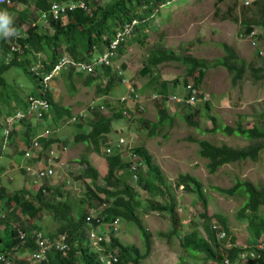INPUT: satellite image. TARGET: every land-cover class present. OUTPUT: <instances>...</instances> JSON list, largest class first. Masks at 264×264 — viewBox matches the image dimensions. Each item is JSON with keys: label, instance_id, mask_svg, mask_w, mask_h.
<instances>
[{"label": "rangeland", "instance_id": "rangeland-1", "mask_svg": "<svg viewBox=\"0 0 264 264\" xmlns=\"http://www.w3.org/2000/svg\"><path fill=\"white\" fill-rule=\"evenodd\" d=\"M110 1L94 0V3L103 5ZM168 2L155 12L153 18L148 20L144 43L141 45L136 41L128 43V38L125 41L127 46H124V54L119 53L114 57L115 61L109 64L115 69L117 65L124 63L125 67L122 68L125 82H121L116 75L112 85H110V90L101 91V88L106 85L108 77L101 76L104 71L100 67L96 68V72L100 73L101 78H96L91 84H85L83 78L76 75L70 82L68 77L60 73H57L49 81L48 89L52 92L53 100L70 107L72 115L79 112H82L83 115L73 120L67 119L64 123H50L47 118L36 122V128L39 127V131L44 128L55 129L57 142L53 143L55 145L58 143L56 147L61 153L60 156L63 157L67 173L70 174L71 179L70 184L63 181L66 174L63 168H58L55 174L57 180H50L56 184H46L48 181L44 183L51 188L50 191L45 192V196L51 201L69 198L72 203H77L78 199L85 194V183L89 181L88 178L85 181L77 179L85 167L83 163L85 158L99 172L96 184L105 186L103 179L106 172L104 153L97 154L94 152L90 143L87 145L82 141L74 142L78 123H82L80 131H89L87 121L91 119L90 111L93 107H100V104H104L105 98L111 100V106L110 109L104 107L103 113L108 114L112 109H124L125 106L133 108L135 104L137 106L139 104L137 110L134 109V114L154 123L157 115L156 110L159 109L157 106L161 105L157 103L156 99L150 98L151 94L162 93V91H156L160 87L164 88L168 95L182 96L184 94L185 84H183V80L187 71V64L184 61H167L156 65L152 69V82L149 81L148 75H139L138 70L144 62V56L148 50L163 48L165 51H172L181 57L191 55L204 59L207 67L204 68L203 79L199 87L203 91V96L205 95L208 99L206 100L209 109H206L202 103L195 108L198 111L194 119L199 121V129L186 119L188 108L183 104L169 101L168 104H163L167 107L170 115L174 116V119L170 123L167 122L155 129L154 135H148L147 129L138 127L133 120L131 122H125L123 119L114 120L112 121V131L105 135L106 141L99 139V147L102 152H105L107 147L116 145L119 138H132L133 146L141 145L146 150L151 156L152 162L160 166L171 185L180 174L188 173L198 178L203 185L205 196L208 198L207 207L204 208V200L197 196L194 189L186 190L180 186L172 191L176 200L175 211L178 214L180 224L179 235L169 232L175 221L168 212L163 213L154 210L145 212L141 211L140 207L135 208L141 217V224L145 230L150 232L152 239L151 252L142 261V264H213L201 260L200 256L202 255L200 254L191 256V251H188L190 255L185 253L180 246V240L186 232L195 228L200 231V234L206 236L201 212L207 210L208 215L220 213L227 217L229 227H231L237 242L240 241V244L248 246L256 242L252 240L253 236L248 229V221L237 215L244 203L245 194H227L220 189L232 187L236 179L248 180L253 184L264 186V149L260 151L255 161L247 158L241 162L222 165L216 172L209 173L206 168V159L199 156V145L195 140L207 139L217 145L226 143L236 147L252 143L241 137L222 134L219 128L221 125L234 128L237 124H241L245 128L251 127L253 117L260 114L261 110L264 109V0H169ZM17 7L18 3L14 2L11 7L12 10L6 13L9 23L0 22V35L9 37L17 33L23 36L30 26L33 17L29 18L28 23H23L20 26V32H14L11 23H15L19 18L16 11L19 10ZM39 16L41 17L39 14L38 18L36 17L37 20L35 19L36 24L40 23L44 28L47 26V22H42ZM242 21H250L257 25V46H251L252 38L244 35ZM221 44L231 46L234 53L242 61L243 73L235 80L233 72L220 64V58L226 54ZM20 71L16 67H11L5 72V76L14 82L18 94L25 99L29 93L36 90L34 83ZM187 79L194 81L193 77ZM131 84L135 89V97L128 98L127 93L132 91L128 85L131 86ZM119 97H127L128 101H125V104H117L116 98ZM80 117H82L81 120H79ZM211 117L216 120L218 131L204 133L203 131L212 128ZM32 120L34 122L35 118ZM17 121L18 117L10 118L11 130L16 131L14 144L5 145V149H2L0 154V165L4 166L3 171L0 172V185L5 187L7 194H9L1 198L2 200L0 199V216L4 219H8L7 214L13 208H15V213L21 215L15 203L7 206L8 196L23 187L34 194L43 184L42 181H36L32 177L33 182L31 176L29 177L16 167L19 151L26 145L24 133L26 125ZM120 146L124 147L125 143H121ZM6 154L11 155L5 157ZM122 155L128 158V153L123 152ZM136 158L133 157V159ZM27 176L32 180V184H30ZM128 182L138 193L141 201L140 206H142L149 195L140 189L134 176L129 177ZM56 191L64 195H59ZM99 196L102 197L103 194H99ZM149 198L153 199V197ZM154 198L161 200L164 197L154 196ZM94 203L96 204V202ZM103 206L104 204L101 205V207ZM99 210V206H94L91 209L95 213ZM74 212L76 214V211ZM258 213L264 215V204L261 205ZM117 217L118 224L114 226L111 223L113 228L117 230L116 234L111 233L106 228L104 232L107 237L112 234L125 244H135L142 247V237L137 225L132 223V220L123 219L120 215ZM25 218V225L27 223L40 224L41 230L45 234L56 231L59 224L58 220L46 210L41 212L40 218L25 216L23 219ZM9 220L11 219L9 218ZM11 221L14 228L19 227V220ZM211 224L217 226V229L214 228L217 233L222 228L214 216L211 219ZM11 225L6 227L5 224L0 223L5 238L10 237ZM83 237V242L86 245L90 246L98 255L103 254L101 248L98 250L92 246L91 240L87 236V226L82 239ZM222 239L226 241V238ZM11 255H14L16 260L17 257L28 256V254H23L20 251L11 253Z\"/></svg>", "mask_w": 264, "mask_h": 264}, {"label": "trees", "instance_id": "trees-1", "mask_svg": "<svg viewBox=\"0 0 264 264\" xmlns=\"http://www.w3.org/2000/svg\"><path fill=\"white\" fill-rule=\"evenodd\" d=\"M168 1L111 0L101 5L95 4L94 0H91L87 2V8H82L78 5L72 10L67 11L66 16L63 15L65 17L59 16L53 18L48 15L47 26L44 28L42 24H36V17L38 18L39 12H48L53 2H78V0H12L9 4H1L0 14H4L6 18L0 20V22L9 23L6 13L12 10L11 7L14 2L18 3L19 8L17 7V9L19 10L16 11L19 18L15 23H11L14 32H20V26L23 23H28L30 17H33V19L23 36L17 33L9 37L0 35V154L4 148V144L11 146L14 144L16 138V131L11 130L6 139H4L2 128L7 121V117L18 109L26 110L28 103L26 99L28 97H45L48 99L50 107L40 118L24 115L19 119V122L26 125L24 128L26 145L19 151V154L23 153L24 148L39 132L36 128V122L45 117L50 123H64L72 116L70 107L54 101L50 89L48 87L44 88L41 81L42 74L49 73L64 55L75 61H92L95 56L102 53L108 47L115 32L123 24L132 19L136 21V24L132 27L131 35L123 39L119 44L116 50L117 54H124V46H127L125 41L128 38V43L136 41L140 45L143 44V40L146 37L148 20L153 18L156 14L155 12ZM242 23L244 25V35H248L257 26L250 21H242ZM11 45H16L17 47L13 50ZM221 45L225 49L226 54L220 58V64L233 72L235 80L243 73L242 61L234 53L231 46L227 44ZM111 59H114V56ZM175 60L184 61L187 64L186 77L183 80V84L186 85L189 82H193L194 86L201 92V96H203V91L199 85L203 79L204 68L207 67L204 59L191 55L181 57L172 51L167 52L163 48H153L145 54L144 62H142L138 73L142 76L148 75L149 81L152 82V69L156 65ZM121 66L124 68V63H121ZM11 67L20 69V72L35 85L36 91L29 93L25 99L18 94L14 82L8 80L5 76V72ZM100 68L104 71L101 76L108 77L106 85L101 88V91L107 92L110 90V85H112L113 79L117 74L114 73L109 65L102 64ZM59 73L68 77L70 82H72L75 75L82 77L85 84H91L96 78H101L100 73L96 72V68L92 73L84 74L83 72L76 71L74 67L68 66L65 69H61ZM189 77H193L194 81H188L187 78ZM156 91H162V93H159L162 96L156 99L157 103H160L161 106H157L159 109L156 110L157 115L154 123L134 114V109L137 110L138 107L136 104L133 108L125 106L124 109H112L108 114L103 113L99 106L94 108V110L90 111L91 119L87 121V125L90 128L89 131H80L82 123H78V131L74 134V142L82 141L87 145L90 143L94 152L97 154L104 153L106 172L103 175V179L105 186L96 184L99 172L85 158L83 160L85 167L80 172L79 177L77 176V179L85 181L88 178L89 181L85 183V194L78 199L77 203H72L69 198L49 200L45 196V192L50 191L51 188L46 185L38 188L34 194L25 187L14 191L12 195L7 197V206L15 203L21 215L15 213V208H13L7 214L8 219L0 216V223L8 227L12 223L11 220H19L20 225L18 228H14L11 225L9 238L3 236L0 228L1 252L11 254L20 251L24 254L35 250L37 246L32 232L35 229L41 230L42 226L36 223H33V225L27 223L25 225L24 221H26V218H23L25 216L40 218L41 212L46 210L58 220L59 224L56 231L47 232L45 235L49 238L66 235L70 245L69 250L66 252H60L55 249L49 250L47 256L50 264H104L99 260L97 252L83 242L84 237L82 239V235L85 234L86 216L94 206H99L100 210L97 212L99 220L107 221L108 223L115 216L120 215L125 220H132V223L137 225L142 237V247H139L135 244H125L117 236L110 234L108 241H103L101 245L106 251L116 255L117 258L113 264H142V261L151 252L152 239L150 232L145 230L141 224V217L135 208L140 207V210L145 212L150 210L163 213L168 212L169 216L175 221V224L171 225L169 232L170 234L179 235L180 224L178 214L175 211L176 200L172 195V191H175L180 186L186 190L194 189L197 196L204 200V208L207 207L206 202L208 198L205 196L203 185L197 177L188 173L180 174L171 185L164 176L160 166L152 162L151 156L141 145L132 147L133 153L137 156L136 159H133L134 168H132L131 160L123 156V152L118 147L111 146L108 152L100 150L99 139H106L105 135L112 131V121L114 120L119 121L123 119L125 122L133 120L137 123L138 127L146 128L148 135L152 136L155 133V129L160 128L161 125L167 122L170 123L174 119V116L170 115L167 107L163 104H168L166 91L162 87ZM207 100L198 103L196 106L183 104L188 108L185 116L186 119L198 129L200 128V123L194 119L198 111L195 108L202 103L206 109H209ZM116 101L117 104H125V102H121L118 98H116ZM103 102L104 104L102 105L104 107L109 108L111 106L109 98H105ZM33 118H35L34 122ZM81 119L82 117L79 118V120ZM210 119L213 122L212 128L203 131L204 133L218 131L216 120L212 117ZM219 129L222 134L241 137L252 143L236 147L226 143L217 145L207 139L195 140L199 145L198 154L201 158L206 159V168L209 173L216 172L222 165L241 162L247 158L255 161L260 151L264 149V111L253 117L251 127L245 128L243 125L237 124L234 128L221 125ZM39 142L42 149L48 147L53 142H57L56 132L48 138H39ZM9 155L6 154L5 157ZM3 169L4 166L0 165V172ZM21 171L25 173L24 170ZM134 175L140 189L146 192L149 197H153V199L148 197L142 206H140L141 201L138 193L128 182V178ZM32 183V180H30V184ZM220 190L227 194H245L244 203L237 215L242 216L248 221V229L253 236L252 240H255L257 243L240 246L231 227H229L227 217L220 213L208 215L207 210H204L201 212V216L203 218V227L207 233L206 236L200 234V231L196 228L191 229L180 240L182 250L187 254H189L188 251H191V256L200 254L202 255L200 256L201 260L213 262L214 264H264V248L258 246L259 240V243L264 244V215L258 213L261 205L264 204V186L253 184L248 180L236 179L232 187ZM56 192L59 195H64L59 191ZM99 194H103V196L100 197ZM5 195H9L7 194V189L1 186L0 199L4 198ZM154 196H163L164 198L157 200ZM102 204H104L103 207H101ZM74 211H76V214ZM213 216L219 221L222 227L221 230L225 231L226 237L224 238H226V241L219 238L218 233L212 228L214 225L211 224ZM92 223L96 225L97 219H92ZM20 232L26 234L24 244H21ZM112 233L116 234L115 232ZM249 252H255L256 257L251 258ZM242 253H247L245 259H240V254ZM14 259V264H32V261L27 256L17 257V260L16 258Z\"/></svg>", "mask_w": 264, "mask_h": 264}, {"label": "built area", "instance_id": "built-area-1", "mask_svg": "<svg viewBox=\"0 0 264 264\" xmlns=\"http://www.w3.org/2000/svg\"><path fill=\"white\" fill-rule=\"evenodd\" d=\"M12 0H0L1 4H9ZM91 0H78V2H53L50 6V9L48 12H39L41 17L39 16L40 20L42 22L47 21L48 15L52 16L53 18H57L59 16H63L66 14L67 11L72 10L74 7L80 5L82 8H87V2H90ZM169 3V2H168ZM248 2L246 1V4ZM136 24L135 20H131L129 22H126L121 26L117 32H115L113 39L110 41L107 48H105L102 53L95 56L92 61L86 62V61H75L70 58H68L66 55L60 58V60L55 64V66L52 68V70L49 73L42 74L41 81L44 88H47L49 85V81L60 72L61 69H65L68 66H72L75 68L76 71L83 72L84 74H90L93 72V70L97 67H100L102 64L109 65L112 61H115V59H111L112 56H116L117 54V48L121 41L125 39L126 37H129L132 33V27ZM249 38H252L250 45L251 46H257L256 39L258 38V32L256 28H253L252 31L248 34ZM17 46H12L11 48L14 50ZM110 66V65H109ZM111 67V66H110ZM112 68V67H111ZM116 69V70H115ZM112 70L114 73L118 75V78L121 80V82H125V79L123 78L124 71L121 65H117L116 68ZM128 88H131L132 91L128 92V98L135 97V89L133 88L132 84L131 86L128 85ZM184 94L182 96L177 94H172L166 96L167 102L172 103H180V104H187L196 106L198 103L203 102L207 99L206 96H201V92L194 86L193 82H189L186 85H184ZM162 95L159 93H154L150 95L151 99H159ZM121 102L128 101L127 97H119L118 98ZM28 104L26 107V110H16L13 114L9 115L7 117V121L4 124V127L2 128V132L4 135V139H6L8 133L11 131V125H10V118H16L19 119L24 115H31L35 118H40L43 116L45 112L49 110L50 103L48 102V99L45 97L40 98H33L28 97ZM99 107L102 111L104 109V106L100 104ZM139 106V104H138ZM98 107V106H96ZM93 107L92 110H94ZM82 112H79L78 114H73L68 118V120H73L78 118V116H82ZM45 118V117H44ZM17 121V122H18ZM55 132V129H48L44 128L41 131L37 133L36 136H34L30 143L24 148L23 153L19 154V158L17 159V168L20 170H24L26 175L33 177L36 181H42L43 184L41 186H44L45 182L51 178H56L55 174L57 172L58 168H63L64 173L66 174V178H63V181H65L67 184L71 183L70 174L67 173V167L65 166V162L63 160V157H61L60 151L57 149L56 145L52 143L48 147L42 149L41 144L39 142V138L43 137H50ZM125 143L124 147H121L120 144ZM55 145V146H53ZM114 146L118 147L121 152L128 153V158L132 162V168H134L135 164L133 163V157H137L133 151H132V138H125L121 137L119 138V142L114 144ZM5 148V144L3 146ZM3 148V149H4ZM110 147L106 148L105 151H110ZM134 177H136L134 175ZM32 178V180H33ZM34 182V180H33ZM1 187V185H0ZM44 191V188H43ZM97 219V224L94 225L92 223V219ZM86 226H87V236L91 240L92 246H94L96 249H102L103 254L99 255V260L104 264H113L116 261V255L112 252L106 251L105 248L101 245L103 241H108L109 236L105 234L104 230L106 228L109 229V231L116 232L117 230L113 227L118 224V217L115 216L110 221H102L98 219V214L90 211V213L86 216ZM114 225H112V224ZM213 228L217 229V226L214 224ZM33 236L36 249L32 250L30 252H27L28 259L32 261V264H50L48 260V251L51 249H55L60 252H66L69 250L70 245L67 240L66 235H58L53 238H49L43 233L41 230L35 229L33 230ZM26 234L24 232H20V240L21 244L25 243ZM226 236L225 231L220 230L218 231V237L224 238ZM260 248H264V244L258 245ZM25 254V253H24ZM249 256L251 258H255L256 254L255 252H249ZM247 257V253L240 254V259H245ZM14 255L6 254L5 252L0 251V264H14L15 262ZM226 263H228L226 261Z\"/></svg>", "mask_w": 264, "mask_h": 264}, {"label": "crops", "instance_id": "crops-1", "mask_svg": "<svg viewBox=\"0 0 264 264\" xmlns=\"http://www.w3.org/2000/svg\"><path fill=\"white\" fill-rule=\"evenodd\" d=\"M256 28V27H255ZM264 111V109H262L261 110V112H263ZM38 130H39V127H38ZM52 179H54V181H56L57 179L56 178H51V179H49V180H47L48 182H46V184H51V185H55V184H53V181L51 182L50 180H52ZM240 241H238V244L240 245V246H246V245H244V244H240L239 243ZM259 244H262V243H259ZM211 263H213V262H211ZM214 264V263H213Z\"/></svg>", "mask_w": 264, "mask_h": 264}, {"label": "clouds", "instance_id": "clouds-1", "mask_svg": "<svg viewBox=\"0 0 264 264\" xmlns=\"http://www.w3.org/2000/svg\"><path fill=\"white\" fill-rule=\"evenodd\" d=\"M6 16L4 14H0V20H4ZM39 230V229H38ZM42 231V230H41ZM43 232V231H42ZM44 233V232H43ZM260 245V244H259Z\"/></svg>", "mask_w": 264, "mask_h": 264}]
</instances>
